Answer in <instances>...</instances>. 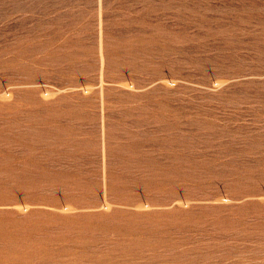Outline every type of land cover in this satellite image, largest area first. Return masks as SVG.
<instances>
[{
	"label": "rangeland",
	"instance_id": "rangeland-1",
	"mask_svg": "<svg viewBox=\"0 0 264 264\" xmlns=\"http://www.w3.org/2000/svg\"><path fill=\"white\" fill-rule=\"evenodd\" d=\"M0 264H264V0H0Z\"/></svg>",
	"mask_w": 264,
	"mask_h": 264
}]
</instances>
